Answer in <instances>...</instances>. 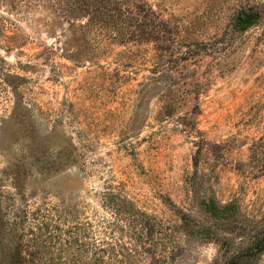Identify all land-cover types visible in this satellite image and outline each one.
Listing matches in <instances>:
<instances>
[{
    "label": "rangeland",
    "instance_id": "rangeland-1",
    "mask_svg": "<svg viewBox=\"0 0 264 264\" xmlns=\"http://www.w3.org/2000/svg\"><path fill=\"white\" fill-rule=\"evenodd\" d=\"M34 4H0V57L31 105L20 146L0 137V192L30 212L69 209L100 239L102 194H121L151 220L136 264H229L264 239V0H125V43ZM13 102L0 90V121ZM27 137L63 166L18 163Z\"/></svg>",
    "mask_w": 264,
    "mask_h": 264
},
{
    "label": "trees",
    "instance_id": "trees-1",
    "mask_svg": "<svg viewBox=\"0 0 264 264\" xmlns=\"http://www.w3.org/2000/svg\"><path fill=\"white\" fill-rule=\"evenodd\" d=\"M4 2H10L12 6L19 2L28 8L36 2L44 4L43 7H46V4L50 7L59 6L57 12L63 18L84 21L89 31L95 29L103 39H115L125 43L130 40L131 35L135 36L133 29L136 27L137 19L129 15V11L124 7L125 0H0V4ZM248 19H244V22ZM161 25L167 28L163 22ZM6 65V61L0 57V90L5 88L11 90L14 105L10 115L0 121V137L5 144L7 141L6 146L13 151V147L20 146L17 139L21 137L23 140L26 139L25 134L31 117L27 111L31 105L25 102L26 96L22 89L25 79L12 73ZM27 140H31V145L27 146L17 159L22 166V162H26L28 156L33 159L34 168L39 176L56 172L63 166V151L56 150L55 159L58 162H55L50 157L46 144H39L32 137L31 139L27 137ZM8 149L3 151L7 152ZM16 166L15 162L6 173H13ZM18 184L15 182V185ZM102 199L105 210L112 212L110 219L103 217L96 221L101 224L99 232L102 231L104 239L97 237L91 222H74L69 225L66 216L74 215L69 209L42 207L30 212L28 209L19 208L12 195L6 197L0 192V264H110L113 260H117L119 264H136V258L132 253L136 254L138 251L132 248L143 249L141 242L144 235L148 237L151 220L121 194L107 190L102 194ZM3 209L15 210L12 219L4 217ZM62 220L67 222L61 225ZM119 223H125L126 226L121 227ZM116 231L122 238H129L133 246L123 243L122 239L113 244L112 237ZM263 252L264 239L229 264H238L241 259L253 258ZM5 253L7 261L4 259ZM119 256L123 259H118Z\"/></svg>",
    "mask_w": 264,
    "mask_h": 264
}]
</instances>
